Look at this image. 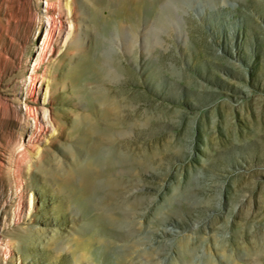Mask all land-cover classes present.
<instances>
[{
  "label": "rangeland",
  "instance_id": "obj_1",
  "mask_svg": "<svg viewBox=\"0 0 264 264\" xmlns=\"http://www.w3.org/2000/svg\"><path fill=\"white\" fill-rule=\"evenodd\" d=\"M0 264H264V0H0Z\"/></svg>",
  "mask_w": 264,
  "mask_h": 264
},
{
  "label": "bare ground",
  "instance_id": "obj_2",
  "mask_svg": "<svg viewBox=\"0 0 264 264\" xmlns=\"http://www.w3.org/2000/svg\"><path fill=\"white\" fill-rule=\"evenodd\" d=\"M59 3H61V2H59ZM56 6H58V4H55ZM58 9H59V7H58ZM62 9V8H61ZM43 125V124H42ZM39 129V128H38ZM87 165V164H86ZM76 166V165H75ZM83 168H85V167H83ZM90 168V167H89ZM77 169V168H76ZM86 169V168H85ZM77 172V171H76ZM112 206V205H111ZM114 208V207H113Z\"/></svg>",
  "mask_w": 264,
  "mask_h": 264
}]
</instances>
